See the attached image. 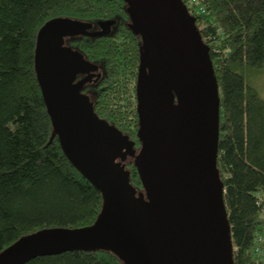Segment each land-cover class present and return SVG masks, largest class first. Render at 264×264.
Instances as JSON below:
<instances>
[{"label": "water", "instance_id": "95a60500", "mask_svg": "<svg viewBox=\"0 0 264 264\" xmlns=\"http://www.w3.org/2000/svg\"><path fill=\"white\" fill-rule=\"evenodd\" d=\"M141 38L135 86L140 149L100 118L78 73L96 69L63 39L106 32L55 18L38 30L34 67L53 131L71 163L102 194L95 221L41 228L0 251V264L37 255L110 250L123 264H234L216 169L219 100L209 46L182 0H125ZM133 155L142 192L121 163ZM119 159V160H118Z\"/></svg>", "mask_w": 264, "mask_h": 264}, {"label": "trees", "instance_id": "16d2710c", "mask_svg": "<svg viewBox=\"0 0 264 264\" xmlns=\"http://www.w3.org/2000/svg\"><path fill=\"white\" fill-rule=\"evenodd\" d=\"M195 17L218 85L216 169L230 226L234 264H264V99L251 76L264 67V0H182ZM92 24L106 32L77 34L63 45L96 65L88 94L94 112L132 142L136 153L135 86L141 38L125 0H0V251L41 228L92 224L102 194L64 154L37 81L36 36L48 20ZM77 79V77H76ZM90 85V84H86ZM91 87H83L86 93ZM121 163L143 193L133 162ZM119 160V159H118ZM23 264H123L110 250L37 255Z\"/></svg>", "mask_w": 264, "mask_h": 264}, {"label": "rangeland", "instance_id": "374dc122", "mask_svg": "<svg viewBox=\"0 0 264 264\" xmlns=\"http://www.w3.org/2000/svg\"><path fill=\"white\" fill-rule=\"evenodd\" d=\"M94 29H97V28H94ZM78 77L79 76L77 75V79L76 80H78ZM251 82H252L253 86H255L256 89L258 90L260 96L264 99V67L251 76ZM92 85H93V83H91L90 85H86V86L89 88ZM92 92H93V89L91 87V89H88L87 94H90V93L92 94ZM84 94H86V93H84ZM89 97L92 98V96H89ZM91 98H89V100Z\"/></svg>", "mask_w": 264, "mask_h": 264}, {"label": "flooded vegetation", "instance_id": "af4514ba", "mask_svg": "<svg viewBox=\"0 0 264 264\" xmlns=\"http://www.w3.org/2000/svg\"><path fill=\"white\" fill-rule=\"evenodd\" d=\"M97 27V26H96ZM98 29V27H97ZM97 29H89L88 31H94V30H97ZM78 79H85L84 82L82 83V87L81 89L84 87H86V84H91L92 82L96 81L99 77V72L96 69L94 70H87V71H84L82 73H78ZM88 95V94H87ZM89 96V95H88Z\"/></svg>", "mask_w": 264, "mask_h": 264}, {"label": "built area", "instance_id": "2783aa9c", "mask_svg": "<svg viewBox=\"0 0 264 264\" xmlns=\"http://www.w3.org/2000/svg\"><path fill=\"white\" fill-rule=\"evenodd\" d=\"M257 242L260 243V242H264V235L263 234H260L258 237H257Z\"/></svg>", "mask_w": 264, "mask_h": 264}, {"label": "bare ground", "instance_id": "6f19581e", "mask_svg": "<svg viewBox=\"0 0 264 264\" xmlns=\"http://www.w3.org/2000/svg\"><path fill=\"white\" fill-rule=\"evenodd\" d=\"M98 30V29H97Z\"/></svg>", "mask_w": 264, "mask_h": 264}]
</instances>
